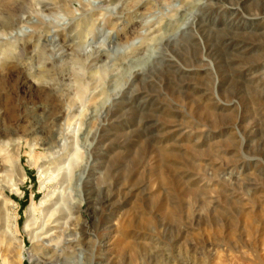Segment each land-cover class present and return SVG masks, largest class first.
<instances>
[{
    "label": "rangeland",
    "instance_id": "rangeland-1",
    "mask_svg": "<svg viewBox=\"0 0 264 264\" xmlns=\"http://www.w3.org/2000/svg\"><path fill=\"white\" fill-rule=\"evenodd\" d=\"M0 141V264H264V0H0Z\"/></svg>",
    "mask_w": 264,
    "mask_h": 264
},
{
    "label": "bare ground",
    "instance_id": "bare-ground-1",
    "mask_svg": "<svg viewBox=\"0 0 264 264\" xmlns=\"http://www.w3.org/2000/svg\"><path fill=\"white\" fill-rule=\"evenodd\" d=\"M39 2V1H38ZM37 2V3H38ZM41 3V2H40ZM39 4V3H38ZM40 5V4H39ZM235 12V11H234ZM238 12V11H237ZM236 13V12H235ZM235 15V14H234ZM238 15V14H237ZM238 18V17H237ZM243 18V17H242ZM21 21V20H20ZM19 21V22H20ZM89 22V20L87 21ZM20 27H22L21 25H19ZM87 26V25H86ZM19 27V29H20ZM18 28V27H17ZM26 28V27H25ZM21 30V29H20ZM55 32V31H53ZM56 33V32H55ZM57 34H53V38L56 37ZM172 37V36H171ZM155 51H153V53H151L150 58H148L147 63L149 64L150 61L152 59H154L155 57ZM156 58V57H155ZM145 64V66H146ZM146 68V67H145ZM144 67L140 68L139 71L143 72L145 70ZM136 69V68H135ZM138 71V69L136 70ZM139 71L137 73H139ZM132 73L129 75V78L132 77L131 76ZM2 141H0L1 143ZM1 145V144H0ZM2 146V145H1ZM4 148V147H3ZM0 152L3 153L4 149L0 148ZM9 160H11V157L9 156L8 158ZM42 172V171H41ZM43 202V201H42ZM41 202V203H42ZM54 203V202H53ZM52 203V204H53ZM2 207L6 208L7 206V202L3 201L0 203ZM1 207V208H2ZM80 207L81 204L76 205V210L77 212L80 211ZM27 212L31 215H33V217L28 221V223L25 225L24 228V232L26 231H30L27 232L32 236V242L34 243L33 239L37 241H42V242H53L54 246L57 248L59 246V244L63 241V239H65V236L67 235L68 227L71 225V221L70 219L65 220L64 222H60L61 219H63L62 213L55 210L49 213V216L47 218V221L45 222H41L39 223L38 219L34 216L35 213V208L31 207L30 209L27 210ZM4 213V212H3ZM2 213V214H3ZM28 214V215H29ZM4 215V216H3ZM2 216V226L5 228L4 230H6V232H8L9 236L14 235L13 231L10 229L9 225H8V221H9V216L8 214L4 213ZM51 218V219H50ZM44 221V219H43ZM20 258L23 260V256L21 255ZM29 260L31 261V264H36L35 263V258H33L32 255H29ZM20 259V260H21ZM20 261L21 263H23V261ZM37 260V259H36ZM46 262V261H45Z\"/></svg>",
    "mask_w": 264,
    "mask_h": 264
}]
</instances>
